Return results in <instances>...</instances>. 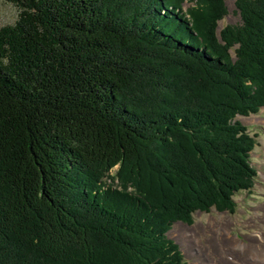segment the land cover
<instances>
[{
  "label": "trees",
  "instance_id": "trees-1",
  "mask_svg": "<svg viewBox=\"0 0 264 264\" xmlns=\"http://www.w3.org/2000/svg\"><path fill=\"white\" fill-rule=\"evenodd\" d=\"M6 1L0 264H188L172 224L256 182L264 0Z\"/></svg>",
  "mask_w": 264,
  "mask_h": 264
},
{
  "label": "rangeland",
  "instance_id": "rangeland-1",
  "mask_svg": "<svg viewBox=\"0 0 264 264\" xmlns=\"http://www.w3.org/2000/svg\"><path fill=\"white\" fill-rule=\"evenodd\" d=\"M234 2L226 0L227 14L218 22V29L239 22ZM188 6L184 4V8ZM18 13L15 5L0 0V27L14 23ZM237 119L256 135L251 153L257 170L256 182L249 191L234 195V213L211 208L208 212H194L190 224L180 221L172 224L167 237L178 245L188 264H264V107L257 114Z\"/></svg>",
  "mask_w": 264,
  "mask_h": 264
},
{
  "label": "bare ground",
  "instance_id": "bare-ground-1",
  "mask_svg": "<svg viewBox=\"0 0 264 264\" xmlns=\"http://www.w3.org/2000/svg\"><path fill=\"white\" fill-rule=\"evenodd\" d=\"M174 228H175V227H174ZM195 228H196V227H195ZM190 230H191V229H190ZM195 230H196V229H195ZM199 230H200V229H199ZM199 230H198V231H199ZM173 231H175V230H173ZM173 231H172V232H173ZM205 231H206V230H205ZM218 232H219V231H218ZM220 232H221V231H220ZM220 232H219V233H220ZM191 233H193V232H191ZM216 233H217V232H216ZM223 233H224V232H223ZM225 233H227V232H225ZM183 235H184V234H183ZM211 235H212V233H211ZM208 236H209V235H208ZM227 237H230V236L228 235V233H227ZM255 238H256V237H255ZM211 239H212V238H211ZM230 239H231V238H230ZM207 240H208V239H207ZM224 241H225V239H224ZM210 243H211V241H210ZM229 243H231V241H230ZM215 244H216V243H215ZM208 247H209V246H208ZM209 248H210V247H209ZM212 251H213V250H212ZM215 253H216V251H215ZM222 253H223V251H222ZM218 254H219V253H218ZM218 254H217V255H218ZM219 255H221V254H219ZM246 256H247V255H246ZM252 256H254V254H252ZM245 259H246V258H245ZM245 261H247V260H245ZM212 262H213V261H212ZM212 262H211V263H212ZM240 262H241V261H240Z\"/></svg>",
  "mask_w": 264,
  "mask_h": 264
}]
</instances>
